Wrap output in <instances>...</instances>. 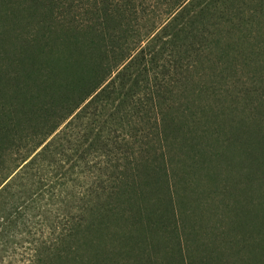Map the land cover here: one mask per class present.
<instances>
[{"label": "trees", "instance_id": "obj_1", "mask_svg": "<svg viewBox=\"0 0 264 264\" xmlns=\"http://www.w3.org/2000/svg\"><path fill=\"white\" fill-rule=\"evenodd\" d=\"M5 256L264 264V0H0Z\"/></svg>", "mask_w": 264, "mask_h": 264}, {"label": "rangeland", "instance_id": "obj_2", "mask_svg": "<svg viewBox=\"0 0 264 264\" xmlns=\"http://www.w3.org/2000/svg\"><path fill=\"white\" fill-rule=\"evenodd\" d=\"M260 66H261V64H257L256 67H254L253 69H258V68H260ZM244 70L246 72L250 71V70L246 69V67H244ZM232 88L236 89V85L234 87H232ZM232 88H229V90H231ZM207 206H208V208L212 209L213 206H215V202L213 201V202H210L209 204L207 203ZM207 212H208V214H207L208 217H207V219L205 218L207 227L203 231V235H204L203 239L206 242L209 241V238L211 237L210 233H211L212 230H214L215 232H218V233H223L224 230L227 228V226H226L227 224L223 220V217H224V213L223 212H220V216H217V214H215L213 216V213L215 212L213 209H212V213H209V209H208ZM5 257H6V260L3 263L4 264H11L10 258L8 256H5ZM18 258H19V256H18ZM20 264H22V263L20 262Z\"/></svg>", "mask_w": 264, "mask_h": 264}]
</instances>
